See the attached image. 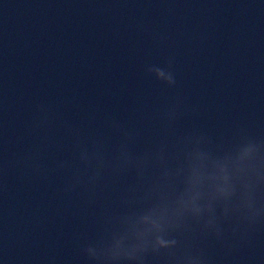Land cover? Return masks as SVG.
I'll use <instances>...</instances> for the list:
<instances>
[{"label": "water", "instance_id": "water-1", "mask_svg": "<svg viewBox=\"0 0 264 264\" xmlns=\"http://www.w3.org/2000/svg\"><path fill=\"white\" fill-rule=\"evenodd\" d=\"M0 264H264V0H0Z\"/></svg>", "mask_w": 264, "mask_h": 264}]
</instances>
